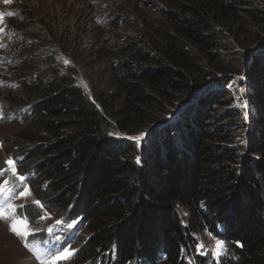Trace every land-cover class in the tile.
I'll return each instance as SVG.
<instances>
[{
    "label": "trees",
    "instance_id": "16d2710c",
    "mask_svg": "<svg viewBox=\"0 0 264 264\" xmlns=\"http://www.w3.org/2000/svg\"><path fill=\"white\" fill-rule=\"evenodd\" d=\"M162 2L149 42L128 34L108 47L110 76L92 91L65 64L72 55L37 53V39L7 58L19 91L2 119L24 125L12 159L44 205L17 214L36 223L51 211L64 222L55 229L62 242L46 230L28 238L76 246L59 264H211L196 250L205 234L225 241L220 264H264V4ZM122 24L132 18L110 30ZM244 28L258 33L257 46L245 45ZM141 132L143 141L130 139Z\"/></svg>",
    "mask_w": 264,
    "mask_h": 264
},
{
    "label": "rangeland",
    "instance_id": "374dc122",
    "mask_svg": "<svg viewBox=\"0 0 264 264\" xmlns=\"http://www.w3.org/2000/svg\"><path fill=\"white\" fill-rule=\"evenodd\" d=\"M257 2L264 4V0H257ZM166 5L162 0H0V13L3 14L0 16V27L5 29L0 34V114H2L0 116V141L3 142V146L0 147V169L5 170V161L12 158L15 152L14 146L22 140L24 132V125L21 123L5 122L2 119L5 116L3 112L7 107V100L14 98L19 91L10 74L15 66L7 60V58L13 60L18 55H22L21 49H15L16 46L21 47L37 39L35 41H38L40 46L37 53H46L47 50L52 49L51 47H56L65 56L72 55V60L68 61V64L71 63L78 69L82 83L92 91L96 82L104 83L110 76L105 57L108 47L114 48L118 42L128 41L126 37L128 34L132 35V42L145 44L149 42L150 22L153 18L157 19L163 11L168 10V5ZM20 10L32 15L33 21L23 20L18 14ZM8 13H13V15H8ZM122 16L131 17L132 24H122L117 32H112L109 25ZM34 24L44 29L43 32L46 34L42 36L43 32L41 35L32 31L30 28ZM14 26L21 27L22 35H28L27 38L22 35L17 37V31L13 30ZM243 32L246 37H244L245 45L250 48L257 46L253 34L258 33L248 32L246 28ZM33 52L29 50L27 53L30 55ZM251 110L256 113L257 106L252 105ZM17 166L16 164L17 173L21 175ZM13 178L2 175L0 183L7 179L10 181L8 186L14 187ZM28 186L31 195L12 202L17 209L20 205L30 206L39 199L35 187ZM46 214L45 219L40 218L36 223L28 222L32 234L47 231L55 224L57 217L51 211H46L44 216ZM8 223L0 219V264H39L31 252L24 247L20 238L8 230ZM200 240L204 246L200 253L203 256L211 254V264H220V258L225 254V249L218 257L215 255L216 242L209 234L200 236ZM71 249L77 250V247L72 246ZM84 262L79 259L73 264Z\"/></svg>",
    "mask_w": 264,
    "mask_h": 264
},
{
    "label": "snow or ice",
    "instance_id": "6c2138e0",
    "mask_svg": "<svg viewBox=\"0 0 264 264\" xmlns=\"http://www.w3.org/2000/svg\"><path fill=\"white\" fill-rule=\"evenodd\" d=\"M3 14L0 13V16ZM8 15H13V13H8ZM5 31L4 28L0 27V34ZM65 64L68 63L67 60L64 61ZM85 87H87L85 85ZM247 107V105H244ZM245 119H247V114L245 115ZM148 135L146 132H141L139 135L135 137H130V139H134L137 142L143 141L145 137ZM3 146V142L0 141V147ZM7 166V170L10 172L11 176L14 177L20 184L22 190L18 193L14 187L8 186L10 181L5 179L2 183H0V219L8 221V230L13 233L15 236L20 238L24 247L28 249L30 252H33L36 259L40 262V264H58L61 260H70L75 254V249L70 250L69 247H64L62 250L55 249L53 245L51 248H38L36 245L29 242V236L32 235V231L28 227V218L27 216H21L17 214V206L12 204L10 201L12 199H20L27 198L31 195V190L26 182V177L22 175H18L15 161L12 158H9L5 161ZM5 170L0 169V176L4 175ZM34 204L39 206L41 209L44 208V205L39 201H34ZM23 208V205L19 206ZM45 216H41V219H45ZM75 221L72 223H67L65 226L68 229H71L74 225ZM64 224L62 220L55 221L53 226H50L47 231L50 236L53 237L57 242H62V237L55 234V229ZM238 246L243 247V245L236 242ZM204 246L202 244H198L196 246V250L199 252ZM226 247L225 241L221 239L216 240L215 247V255L220 256Z\"/></svg>",
    "mask_w": 264,
    "mask_h": 264
}]
</instances>
